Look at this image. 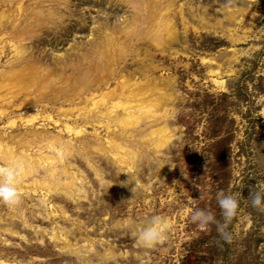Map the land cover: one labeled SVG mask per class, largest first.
<instances>
[{
    "label": "rangeland",
    "instance_id": "1",
    "mask_svg": "<svg viewBox=\"0 0 264 264\" xmlns=\"http://www.w3.org/2000/svg\"><path fill=\"white\" fill-rule=\"evenodd\" d=\"M137 2L139 8H130L125 0H68L65 5L61 0H0V10L16 12L6 28H0V70L17 48L25 49L18 63L23 69L11 80L20 83L13 93L19 106L1 116V143L10 147L11 134L19 142L31 139V127L48 134L61 131V125L43 115L51 112L57 118L67 102L49 101L37 89L29 91L34 79L24 64L60 71L62 64L96 53L94 47L103 45L105 38L116 42L118 32L135 21L142 27L140 37L136 43V36H128L132 46L125 59L109 63L108 69L118 71L108 73L107 82L114 86L118 76L142 80L152 73L168 82L170 90L165 99L163 92H154L167 111L122 136L123 145L136 150L128 165L98 152V160L91 161L99 168L94 172L81 153L64 151L63 156L83 171V184L78 179L74 188L61 185L44 194L33 183L44 175L39 165L23 182L16 179L18 200L0 202V259L18 264H85V259L89 264H264V211L253 208L248 195L256 181L264 182V0ZM31 5L42 10L30 21L40 29L27 37L22 31L27 16L18 8ZM168 5L173 36L157 49L144 30L157 24ZM136 44L151 59L146 75L133 50ZM15 113L23 120L37 117L30 125L20 121L7 127ZM148 126L167 128L169 140L158 150L143 130ZM86 129L92 135V125ZM97 130L106 140L104 134L110 132L99 126ZM62 133L65 142L73 137ZM24 151L37 159L50 153L37 146ZM196 185L203 194L196 207L210 211L218 221L222 217L216 192L235 194L238 208L228 225L230 242L219 239L215 224L202 231L190 222L186 197L198 198ZM40 199L50 215L41 210ZM151 215L165 217L169 229L161 243L144 247L125 221L141 223Z\"/></svg>",
    "mask_w": 264,
    "mask_h": 264
},
{
    "label": "bare ground",
    "instance_id": "2",
    "mask_svg": "<svg viewBox=\"0 0 264 264\" xmlns=\"http://www.w3.org/2000/svg\"><path fill=\"white\" fill-rule=\"evenodd\" d=\"M4 1L6 0H1V2ZM61 1H63L64 5L68 2V0ZM125 1L130 8H139L137 0ZM166 4L167 2L164 5ZM1 5L3 4L0 3V8H2ZM33 7L34 6L31 5L29 8L32 9L18 8V10H20L18 12L27 16L25 18L27 24L22 29L24 32L23 34H26L27 37L35 36L37 33L36 31L40 29L38 28V24L33 25L30 23L35 15L42 12L41 9L33 10ZM170 7L171 5H168L166 9L161 12L157 24L144 30V35L147 37V40L157 49L164 48L163 46H166L164 44L166 38L168 39L173 36L172 31L169 29L170 21L168 19V12L166 11L167 8L170 9ZM15 13V11L9 9L8 17L4 9L0 10L1 29L6 28ZM134 24L135 25L131 27L120 30L116 37V42L109 41L105 38L106 41H102L103 45L100 44V46L94 47L96 53L94 52L90 57L86 55V57L82 59L78 58L76 62L70 61L69 64H62V69L60 71H56L52 67H49V69L43 66L41 67L36 63L32 65L24 64V69L29 70L31 77L34 79L33 88L29 91L37 89L43 96L48 97L47 100L49 101L61 100L67 102L59 108L57 118L51 112L43 115V117L61 125V131L56 134H48L44 131H39L35 127H31V139L20 142L16 139L15 134H11L10 139L12 140V144L10 147L6 143L0 142V167H4V163L7 165H14L18 170L16 179L23 182L24 177L35 174L38 170L37 166H41L44 175L42 178L38 179V182H33L35 184L34 188L43 190L44 194H49L51 191L56 192L61 185L74 188L78 179L82 184L84 183L83 171L78 168L75 163H71L69 159L63 156L64 151L72 155L76 152L81 153V156L86 159L85 161L90 167L93 165V162H91L92 160H98L96 156L98 152L105 155L107 159L112 156L114 157L113 160L128 165V161H130L129 158L136 156V150L132 147L124 146L122 136L125 134L132 135L136 128L142 123L150 119H156L167 111L168 107L165 106L161 98L165 99V96L170 92V90H168L169 88L166 87L168 82L165 83V81H161V79H158L152 73L150 78L142 80L138 78H135L138 80H131L123 75H121V77L118 76L114 86H111V83L107 82L109 78L108 73L112 74L114 72L111 68H107L109 63H117L125 59L129 52L128 47L132 46L133 41L131 38L128 39V36H136V43L140 37L139 34L142 27L139 26L140 24L137 23V21H135ZM105 44H108V48L104 47ZM115 45L117 47H115ZM1 48L4 49L5 46ZM133 50L138 53V61L143 68L142 72L146 75L149 69L146 62H148L147 60H151L150 56L141 51L137 44L134 46ZM24 51L25 49L23 48H17L12 57L10 56L4 68L0 70V88L4 85L0 92V119H2L1 116H6V112H9V107L13 109L19 106L18 104L14 105V99L16 98L13 93L17 90L16 88L20 86V83L11 80L23 69V65L18 66V63L19 60H24ZM1 52H3V50H1ZM25 59L30 60L29 57ZM154 66L155 65L152 67L155 68ZM218 71V69H215L213 72L219 73ZM72 75L75 77L72 78ZM217 81L223 84L222 80L217 79ZM8 83L9 86L6 87ZM154 92H163L162 97L160 98L159 95ZM38 99L39 98H34V101ZM168 99H172V97H168ZM22 102L24 101H21V103ZM36 117L37 116L32 115L28 119L23 120L22 117L16 115V113L15 115L11 114L7 120L6 126L12 127L18 125L20 121L30 125ZM62 117L67 119L63 120ZM69 120L74 122H70ZM89 125H92L93 128L91 132L92 135L87 133L86 127ZM98 126L110 132H105L104 137L106 140L102 138L100 131L97 130ZM143 130L146 132L147 136H150L151 143L157 150L169 140L168 131L165 127L158 126L157 128L149 129L148 126ZM62 131H64V133L67 132L68 135H73V139L69 138L65 142L63 140ZM56 144L58 146H56ZM23 145H25V147L21 150L24 153L16 148L17 146ZM34 146H37L39 150L49 149L50 153L43 152L38 155V159L35 155L31 156L25 153V149ZM90 153H92V156L89 155ZM131 163H133V161H131ZM130 167H133V165ZM97 168L96 165L92 166L94 172ZM127 179L131 181L129 177H127ZM20 188L22 189L23 186L21 185ZM39 203L42 205V211L47 212L48 215L52 213L51 211H47L43 199H40ZM14 207L18 208L19 205H15ZM6 229L13 230V227L12 229L6 227ZM67 231H69V228L63 230L62 233L65 235ZM54 239L59 240V234L54 233ZM70 248L71 246L68 247V249ZM84 261L85 264H89L88 259ZM0 264L18 263L0 259Z\"/></svg>",
    "mask_w": 264,
    "mask_h": 264
},
{
    "label": "clouds",
    "instance_id": "3",
    "mask_svg": "<svg viewBox=\"0 0 264 264\" xmlns=\"http://www.w3.org/2000/svg\"><path fill=\"white\" fill-rule=\"evenodd\" d=\"M18 170L14 165H7L0 167V202L12 203L18 198V191L16 186V177ZM133 187H135V180ZM198 198L186 197V202L191 205L189 220L195 223L197 228L202 231H207L209 224H215V230L220 240L230 242L232 239L228 225L238 208V202L235 194H226L222 191L216 192V203L220 209L222 220H215L210 211L196 207V200L203 199L199 186ZM132 191V189H131ZM250 203L253 208L264 211V203H262V196H264V182L256 181L255 191L250 188L249 191ZM131 225V234L135 237L136 242L144 247H151L155 244L161 243L165 238L169 226L166 218L159 215H151L141 223H133L125 221V226Z\"/></svg>",
    "mask_w": 264,
    "mask_h": 264
}]
</instances>
